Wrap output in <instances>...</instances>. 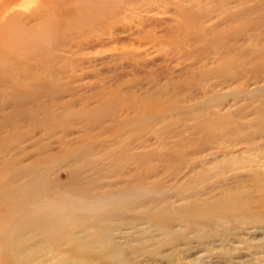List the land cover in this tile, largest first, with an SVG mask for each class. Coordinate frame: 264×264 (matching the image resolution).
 <instances>
[{"label":"rangeland","instance_id":"1","mask_svg":"<svg viewBox=\"0 0 264 264\" xmlns=\"http://www.w3.org/2000/svg\"><path fill=\"white\" fill-rule=\"evenodd\" d=\"M37 167L137 189L135 264H264V0H0V193Z\"/></svg>","mask_w":264,"mask_h":264},{"label":"bare ground","instance_id":"2","mask_svg":"<svg viewBox=\"0 0 264 264\" xmlns=\"http://www.w3.org/2000/svg\"><path fill=\"white\" fill-rule=\"evenodd\" d=\"M4 188L5 191L0 193V240H7V244L0 246V250L4 259L8 256L5 251L10 248L19 250L9 262L98 264L99 261L110 260L115 264H135L109 231L116 230L113 227L117 217H128L126 211L131 205L133 207L137 189L125 194L98 196L89 189L68 190L65 187L67 190L60 195L61 183L52 182L48 172L38 167L20 171ZM142 216L136 213L132 218L139 222L144 218ZM148 219L150 224L158 227V231H165V238L175 240L183 237L181 231L173 227L175 219ZM179 220L182 229L186 228L187 218L182 216ZM78 228L82 229L77 232ZM25 231L28 233L11 238V235ZM34 239L37 240L29 245L31 247L20 250L25 242ZM61 247H66V250L59 255ZM191 247L187 245L185 248ZM25 252L29 253L26 258Z\"/></svg>","mask_w":264,"mask_h":264}]
</instances>
